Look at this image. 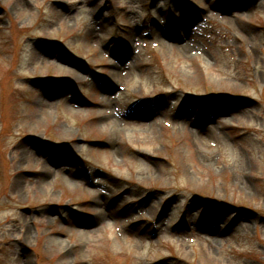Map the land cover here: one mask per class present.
Masks as SVG:
<instances>
[{
	"label": "rangeland",
	"instance_id": "374dc122",
	"mask_svg": "<svg viewBox=\"0 0 264 264\" xmlns=\"http://www.w3.org/2000/svg\"><path fill=\"white\" fill-rule=\"evenodd\" d=\"M0 264H264V0H0Z\"/></svg>",
	"mask_w": 264,
	"mask_h": 264
},
{
	"label": "bare ground",
	"instance_id": "6f19581e",
	"mask_svg": "<svg viewBox=\"0 0 264 264\" xmlns=\"http://www.w3.org/2000/svg\"><path fill=\"white\" fill-rule=\"evenodd\" d=\"M161 36H164L167 39H170L172 41H175V42L179 43L180 46L178 48V51H179V54L180 55H183V56H191V54H193V53L200 52L201 47L199 45L196 46V47H194V48H191L188 45V41L187 40H184V35H183L182 31H180L179 27L172 28L169 31H163L161 33ZM166 48H167V51L174 52V50L172 49L173 47L166 46ZM205 56H207V55H205ZM115 58H117V57H115ZM123 58L122 59L120 58L121 60L119 59L120 62H122L124 60ZM206 59H207V57H206ZM115 61L116 60L114 58L111 59V65H110L111 66V74H110V76H111V79H112V82L111 83H112L113 86H116V85L120 86V84H118V81L120 80V71L122 70V64L116 63ZM204 63H208V62L204 61ZM131 96L134 98L136 95L133 94ZM151 97H152V95L151 94H148L147 96L144 95V96H141V97H136L132 101L130 100L131 98L128 97V99L130 100V103H132L133 106L131 107V109L130 108L128 109V110H131V111H129V113L127 114V116H129V115L136 116V115L146 114L147 112L149 113V110H150V112H151V110H158L157 108L147 107V105H145L142 102L143 99L150 100ZM111 104H112V101H111V98H109V100H107L103 104V106H102L103 110H105L106 108L109 110ZM106 118L108 119V116L107 115H105V119ZM112 120H113L114 123L111 124V125H109L110 131L115 130L116 132L121 133L119 131V129L116 130V128H119L117 126V124H120L121 123V122H119V119H112ZM106 123H108V120H107ZM203 130H204V128H203ZM64 131L65 132H68V129L67 130H64ZM204 142H207V141L204 140ZM81 238H83V237H81Z\"/></svg>",
	"mask_w": 264,
	"mask_h": 264
}]
</instances>
